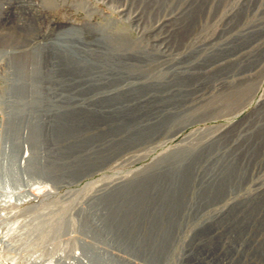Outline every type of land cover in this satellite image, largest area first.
<instances>
[{
	"label": "rangeland",
	"instance_id": "obj_1",
	"mask_svg": "<svg viewBox=\"0 0 264 264\" xmlns=\"http://www.w3.org/2000/svg\"><path fill=\"white\" fill-rule=\"evenodd\" d=\"M36 9L28 16L34 28L29 33L34 42L27 46L32 91L25 93L19 83L24 73L17 54L0 47V126L10 141L5 151L12 154L19 146L15 125L27 123L25 135L36 152L35 172L27 181L39 201L76 203L75 214L102 217L104 226L136 242L144 257L169 249L166 264H264V240L243 239L245 228L252 232L262 223L253 215L239 221L251 208L254 215L264 214V164L247 191L223 203L213 218L198 217L225 184L241 182L239 167L253 163L264 146V0H46ZM88 21L92 24L85 26ZM100 22L126 34L113 47L116 54L109 53L115 41ZM189 36L199 38L194 47L187 46ZM153 70L150 78L143 74ZM70 98L90 105L80 111L50 109V101L60 107ZM40 105L47 109L40 111ZM135 117L138 126L130 125ZM189 117L184 130L170 135ZM76 126L96 134L89 156L69 147ZM105 131L109 144L125 132L135 135L134 142L106 161ZM153 131L159 134L149 138ZM182 143L197 144L198 151L183 159L166 199L150 195L147 177L137 186L141 204L119 203L121 186ZM196 164L209 167L210 174L196 205L185 211L188 218L177 223L173 189ZM93 165L99 166L79 177ZM3 190L0 186L1 196ZM216 226L227 232L226 248L232 245V251L217 249Z\"/></svg>",
	"mask_w": 264,
	"mask_h": 264
},
{
	"label": "built area",
	"instance_id": "obj_2",
	"mask_svg": "<svg viewBox=\"0 0 264 264\" xmlns=\"http://www.w3.org/2000/svg\"><path fill=\"white\" fill-rule=\"evenodd\" d=\"M16 182L10 177L2 185L0 264H142L128 241L104 228L102 217L75 214L76 203H43L36 194L35 199L20 202L16 198L26 191L15 188ZM166 252L152 251L153 263L162 264Z\"/></svg>",
	"mask_w": 264,
	"mask_h": 264
},
{
	"label": "water",
	"instance_id": "obj_3",
	"mask_svg": "<svg viewBox=\"0 0 264 264\" xmlns=\"http://www.w3.org/2000/svg\"><path fill=\"white\" fill-rule=\"evenodd\" d=\"M118 52L115 48L112 47L110 50V54H116ZM153 72V71H152ZM151 73L150 71L144 72L147 74ZM23 83V84H22ZM27 83V82H26ZM23 90L25 93L28 92L29 86L24 82H20ZM122 86L121 84L118 85L117 89H120ZM27 91V92H26ZM51 102V101H50ZM50 109H69L72 111H80L84 109H88L89 102L85 100H77L75 98H70L69 101L64 106L57 107L54 103H50ZM41 106V105H40ZM39 106V107H40ZM47 108H43L41 106L39 108L40 111H44ZM257 110L254 109L244 118L236 123L243 122L247 119L251 114H253ZM140 121V117H135L130 125H137V122ZM129 125V126H130ZM235 125V126H236ZM116 129V128H115ZM139 132L142 130V124L139 123ZM124 133V132H123ZM158 131H153L149 138L158 135ZM108 131H105L102 135V142L105 146L104 152H108L109 154L106 155L107 158L111 156H117L122 153L127 147H129L134 141H132V137L135 135H126L120 134L118 139L113 143H107ZM136 134V133H135ZM95 137L96 134L92 131H88L83 129L82 127H77L72 130V134L69 140V147L71 151L80 154L81 156H89L92 152L95 151ZM147 138V139H149ZM198 151V147H178L176 149L168 151L167 154L163 155L157 161L153 162L147 170L142 172L141 174H137L136 177L132 180L121 186L117 191V198L124 197V200H119V203H133L132 205H139L141 204V194L138 192V185L140 182L144 181L147 177L151 179V184L149 187V193L153 197L155 195H160L161 199H166L169 195L170 186L169 184L173 183L174 178L182 172V161L185 157L192 155ZM109 156V157H108ZM212 157V156H211ZM105 158V160L107 159ZM264 164V146L261 149L257 159L253 163L243 164L239 167V171L241 172V182H234V183H227L225 187L219 191L218 195L211 200L209 203L203 204L204 207L203 212L199 214V218H203L204 221L213 218L215 214L219 213L221 209L219 207L230 200V198L239 197L241 192L247 191L248 185L253 181L255 178V171L258 166ZM210 174V168L205 166L190 165L185 171V178L177 187L173 189V192H178V196L176 199V208L180 209V213L178 214L177 218H172V220L176 221L177 223L182 222L183 220L187 219L188 216L185 214V211L193 206L196 205V195L200 186L204 183L206 178ZM159 182L160 185H159ZM162 183H164L162 185ZM133 187V190H130ZM249 194V193H247ZM233 199V198H232ZM254 209V208H251ZM248 210L244 212L241 216H239L240 223H246L249 220L250 216H254V218L260 221L262 224L261 228L255 229L252 232H249L248 229L245 228L243 233V239L247 238L248 235L251 236V241L254 244H258L261 240H264V214H257L254 215V210ZM184 229H182L181 233H183ZM215 238L217 240V249L222 250H230L232 251L231 247H227V238L228 234L225 230L221 228V226H216L213 230ZM226 248V249H224Z\"/></svg>",
	"mask_w": 264,
	"mask_h": 264
},
{
	"label": "bare ground",
	"instance_id": "obj_4",
	"mask_svg": "<svg viewBox=\"0 0 264 264\" xmlns=\"http://www.w3.org/2000/svg\"><path fill=\"white\" fill-rule=\"evenodd\" d=\"M31 2H32V0H19V1L18 0H0V20H1L0 24L2 25V28L0 29V47H3L5 50H9V51L11 50L17 54V55H15L14 58H15V60L20 61V63L23 64V66L22 65L21 66L19 65V66L21 69H23L22 71L24 73L20 76L21 78L19 80H20V82H24L25 84H28V86H29L28 91H32L31 89H32L33 85H32L31 78L27 77V75L31 72L32 65L27 63V62L33 61V58H32V56L29 55V48L27 46L34 42V39L29 38V33L32 30H34V28L31 27V25L28 21V19H29L28 16H29L30 11L32 9L37 10L36 8H38V7H41V8L44 7L46 0H38V1H36L37 3L35 2V5H33V6H32ZM38 11H40V10H38ZM91 24L92 23L90 21H88V23H85V26H89ZM99 25L101 27L100 30H103L104 34H108L110 36V38H112L115 41L113 43L114 46H112V47H116V45L118 43H121V41L123 42L124 40H127L125 37L126 34H124L121 30H115L114 27L107 25V24H104V23H101V22L99 23ZM83 27H84V25H83ZM107 37L108 36H106V38ZM107 40L110 41L111 39L108 38ZM198 41H199L198 36H196V37L189 36L187 39V46L188 47H194L198 43ZM18 49H20V50H18ZM132 50L134 52H137V50H135V49H132ZM135 54H139V53L137 52ZM33 57H35V56H33ZM150 72L151 73L147 74V77H149V78L154 75L153 74L154 70H153V72L152 71H150ZM36 103H37V101H36ZM191 120L192 119L190 117L182 119L178 124L175 125V127L173 128V132H171L170 135H176L179 132H181L182 130H184ZM26 124L27 123H25V127H20L19 122H17V124L15 125V127L17 128V133H18V139H19L18 144H19V146H18V149L15 152H13L12 154H8L9 152L5 151L7 144H8V146L10 145L9 144L10 141L7 138L6 130L4 129L3 125L0 126V169H1L0 173H1V177H2V179L0 178V186L3 185V181L6 178L16 177L17 178V182H16L17 187H15V188H17L18 190L22 188V190L24 189L26 191V192H23L22 196L17 198V200H19L20 202H27L31 199H35L34 196H36L35 193L30 190V188H29L30 184H28L29 182L27 181L28 180L27 177L31 178L32 172L33 173L35 172L34 170H35L36 166L34 167V165H32L35 163H31V158L36 160V158L34 157V154L36 155V152L30 146L31 140L29 139L28 136L25 135V129L27 126ZM178 147H192L193 148V147H198V145L197 144L182 143L179 146H173L172 148L168 149L166 152H164L161 155H159L158 157H156L149 165H147L142 170L137 172L136 175L141 174L142 172L147 170V168L153 162L157 161L163 155L167 154L168 151L176 149ZM114 157H116V156H111L110 158L106 157L107 158L106 161H108ZM102 165H101V167H102ZM98 166L99 165H97V166L93 165V166L86 167L84 169V172H83L84 174L79 172V177L85 175L89 171L96 169ZM25 178H26V181L23 182V180ZM19 191H21V190H19ZM231 199L232 198H230V200ZM3 202H5L4 197H2L0 195V203H3ZM96 205L97 204L95 203L94 206H96ZM89 217H97V216H94V215L91 216L90 215ZM104 228L112 229V228H109L108 226H104ZM100 230L101 229H93V231H95V232H99ZM109 231H111V230H108V232ZM118 234L122 237L119 240L123 239L124 241H126V239L123 238L124 235H122V233H118ZM129 243L131 245V246L128 245L129 248L132 247V249L137 250L139 252V258L141 259L142 264H154L153 261L151 260L152 258L150 256L144 257L140 254V251H139L140 248L137 246L136 242L135 243L129 242ZM126 244H128V243H126ZM160 249H162V248H160ZM166 251H167V249H166ZM170 251H171L170 253H172L171 249H170ZM168 252H169V249L165 253V257L163 256L164 260H163L162 264H166V262H167L166 258L168 257V254H167ZM171 255L172 254H170V256ZM5 257L9 258L8 256H5ZM11 260H12V258H11Z\"/></svg>",
	"mask_w": 264,
	"mask_h": 264
}]
</instances>
